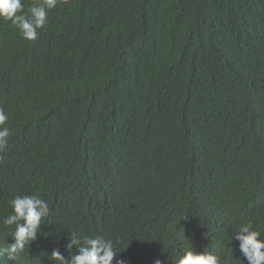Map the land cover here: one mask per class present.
<instances>
[{"label":"trees","instance_id":"trees-1","mask_svg":"<svg viewBox=\"0 0 264 264\" xmlns=\"http://www.w3.org/2000/svg\"><path fill=\"white\" fill-rule=\"evenodd\" d=\"M48 18L35 41L0 20V248L14 197L49 204L0 264H55L73 233L111 240L113 264H248L233 237L264 238V0H71Z\"/></svg>","mask_w":264,"mask_h":264},{"label":"clouds","instance_id":"clouds-1","mask_svg":"<svg viewBox=\"0 0 264 264\" xmlns=\"http://www.w3.org/2000/svg\"><path fill=\"white\" fill-rule=\"evenodd\" d=\"M71 0H33L28 12L25 13L24 0H0V20L11 22L18 29L25 40L38 39V30L48 24V12L57 6L68 5ZM8 115L0 108V154L9 145L11 130L7 126ZM0 155V162H3ZM13 211L3 218V226L15 225L11 235L13 242L6 248H0V256H7L8 260L16 261L26 246L31 247L41 235L42 221L49 215V204L36 195L16 196L10 201ZM261 232L253 230L252 224H242L235 232L233 239L239 241V251L248 264H264V238ZM67 250L77 249L75 255L65 258L56 248L51 252V260L55 264H113L118 253L111 240L102 236L83 237L73 233L69 238ZM116 264H126L124 260H116ZM154 264H164L160 259ZM176 264H221V258L211 252H198L185 249Z\"/></svg>","mask_w":264,"mask_h":264}]
</instances>
